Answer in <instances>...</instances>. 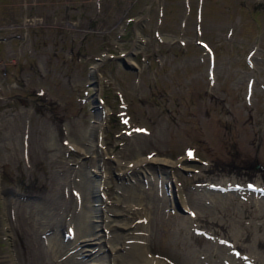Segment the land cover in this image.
Masks as SVG:
<instances>
[{"label":"rangeland","instance_id":"obj_1","mask_svg":"<svg viewBox=\"0 0 264 264\" xmlns=\"http://www.w3.org/2000/svg\"><path fill=\"white\" fill-rule=\"evenodd\" d=\"M112 209L161 264H264V0H0V264H70Z\"/></svg>","mask_w":264,"mask_h":264},{"label":"bare ground","instance_id":"obj_2","mask_svg":"<svg viewBox=\"0 0 264 264\" xmlns=\"http://www.w3.org/2000/svg\"><path fill=\"white\" fill-rule=\"evenodd\" d=\"M101 116V114H97L93 123L84 130L79 141L74 142V145L72 144L79 155H87L86 153H91L93 151L99 153L102 157H105L106 151L103 149V136L101 135ZM115 157L117 158V160L119 159L118 156ZM181 162L182 160L180 159L172 161L164 158L151 157L148 159V157L138 156L134 160L126 164L124 170L127 174L135 170L136 168L144 169L148 165L157 164L172 167L174 164H181ZM87 181L89 182V185L92 186L93 189H95L94 191L98 192H104V188L109 182L107 180V177L105 176V173H103L101 177H99V179H87ZM80 195L81 194H79V196ZM107 202V198H105V201L103 200V198H101L102 205H105ZM78 212L79 211H75L73 213V220L76 219V221H78V223H81V225L83 226V223L81 221L82 218H84L85 221L86 217H84L83 214H79ZM121 215L122 214L117 209H112L110 212L106 210L103 214V217L100 218V226H103L102 230L80 235L76 238L75 242L72 245L69 244L65 246V248L63 249V254L67 258V262H69L70 264H103L102 262H100V258H98L96 254H94L93 249L99 243L101 244L103 239L105 240L109 238L110 241L108 242V245L106 247L108 252L110 253V256L123 257L121 259L123 261V264H161L160 258L151 252L146 243L136 241L138 237L134 232V224L127 222L126 219ZM111 240H116V242L112 243ZM128 252L132 253L131 258L125 259L124 256ZM87 256L89 257L87 258ZM80 257L84 258V261L80 260ZM110 263L111 261H108L105 264Z\"/></svg>","mask_w":264,"mask_h":264},{"label":"water","instance_id":"obj_3","mask_svg":"<svg viewBox=\"0 0 264 264\" xmlns=\"http://www.w3.org/2000/svg\"><path fill=\"white\" fill-rule=\"evenodd\" d=\"M120 59V61L122 62V65L125 69L127 70H133L136 71V67L134 65H131L130 63H128L125 59L123 58H118ZM99 62H101L102 59H97ZM92 86L94 87V91L91 93V98H92V103H99V99L97 98V81H93L92 82ZM94 110L98 111L99 110V106H94Z\"/></svg>","mask_w":264,"mask_h":264}]
</instances>
